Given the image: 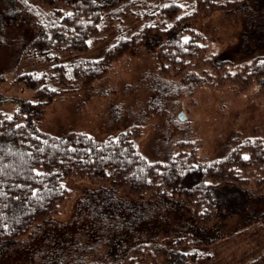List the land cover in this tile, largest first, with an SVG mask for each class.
I'll return each instance as SVG.
<instances>
[{
	"label": "rangeland",
	"instance_id": "rangeland-1",
	"mask_svg": "<svg viewBox=\"0 0 264 264\" xmlns=\"http://www.w3.org/2000/svg\"><path fill=\"white\" fill-rule=\"evenodd\" d=\"M253 5L188 19L204 37L206 56L224 60L226 66L214 68L204 62L169 77L158 72L154 48L146 41L113 58L93 82L75 83L38 107L37 126L57 135L80 129L97 139L139 126L135 145L149 162L167 161L180 140L193 144L197 162L222 157L247 139L260 138L264 146V87L254 81L242 88L238 82L221 79L238 71L243 61L264 55V0ZM130 19L104 22L85 52L63 51L52 61H37L21 55L35 36L29 13L14 0H0V109L11 114L25 105L22 100L37 101L34 88L17 80V75L48 74L56 62L99 57L120 36L130 35L132 28L122 26ZM47 79L46 84L56 85ZM242 155L247 157L248 152ZM238 174L247 179L237 185L240 191L231 185L220 189L223 195L232 192L233 204L221 212L218 235L203 245L176 241L174 226L192 220L188 206L148 201L146 195L136 202L121 193L100 204L98 195L87 194L96 186L68 178L64 186L72 190L71 199L48 220L1 244L0 264H118L126 242L141 234L152 245V258L137 264H264V184H256L262 173L250 165ZM98 209L109 212L101 218Z\"/></svg>",
	"mask_w": 264,
	"mask_h": 264
},
{
	"label": "trees",
	"instance_id": "trees-1",
	"mask_svg": "<svg viewBox=\"0 0 264 264\" xmlns=\"http://www.w3.org/2000/svg\"><path fill=\"white\" fill-rule=\"evenodd\" d=\"M14 1L29 13L35 28L30 47L21 55L25 53L27 58L37 61H52L63 51L85 52L89 41L99 37L104 22H119L128 17L133 20L129 25L122 24L123 28H132L130 35L120 36L99 57L78 56L59 61L48 74L17 75V80L34 88L37 101L22 100L25 105L11 114L0 109V245L23 236L35 224L57 214L58 207L72 196V190L64 186L68 178L96 186L87 194L98 195L100 204L113 201L112 195L121 193L136 202L146 195L148 201L159 199L172 202L177 208L188 206L192 220L174 226L179 234L176 241L203 245L215 239L221 212L232 206L231 198L235 197L232 192L220 194V189L231 185V189L240 191L238 186L247 178H241L238 171L250 165L262 173L256 179L257 186L264 184V146L260 138L247 139L226 155L205 162H197L191 142L180 140L167 161L149 162L135 145L139 126L104 139L80 129L57 135L37 126L34 111L75 83L93 82L107 71L113 58L146 41L154 48L160 74L177 76L204 62L214 68L224 67V60L206 56L204 37L188 24V19L204 17L221 8L247 6L250 2L252 9L256 0ZM256 13L251 11L254 16ZM131 25L139 28L133 30ZM238 65V71L224 74L221 79L238 82L242 88L254 81L264 87V55L252 56ZM47 78H52L56 85L46 84ZM243 151L248 152L247 157L242 155ZM144 203L142 200L141 204ZM98 212L105 218L109 211ZM151 247L142 234L134 236L126 242L118 264H137L146 257L152 258ZM173 251L183 257L178 248Z\"/></svg>",
	"mask_w": 264,
	"mask_h": 264
}]
</instances>
